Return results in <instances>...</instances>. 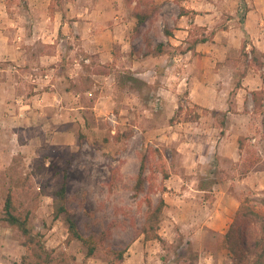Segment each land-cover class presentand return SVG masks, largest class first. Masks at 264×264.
Masks as SVG:
<instances>
[{
  "label": "rangeland",
  "instance_id": "1",
  "mask_svg": "<svg viewBox=\"0 0 264 264\" xmlns=\"http://www.w3.org/2000/svg\"><path fill=\"white\" fill-rule=\"evenodd\" d=\"M2 1L0 215L7 194L12 193L18 207L29 211L31 229L44 236L46 247L61 264H113L112 251L122 249L129 264H231L224 234L201 229L210 213L203 202L213 194L194 190L209 191L224 179L213 149L216 133L210 127L211 118L220 119L221 112H211L189 98L194 77L205 69L208 76L212 68L201 57L193 61L184 55L182 61L174 60L188 45L183 31L193 29L185 27L188 20L179 21L178 13L180 6L196 5L202 11L212 7L207 33L228 23L244 5L255 8L256 0H212V4L208 0H151L159 11L138 27L131 17L135 2L126 6L121 0L114 15L92 20L96 30L107 31L102 35L104 51L112 60L104 64L92 57L85 60L80 35L74 32L77 26L85 28L78 12L87 2L96 4L95 0H37L34 5H28V0ZM119 24L122 31L116 38L113 27ZM242 24L232 19L228 26L240 29ZM34 25L39 33L49 32L30 45ZM165 28L172 36L165 35ZM244 39L250 41L243 35L240 42ZM146 40L165 44L166 53L146 55ZM221 42L225 44L223 38ZM54 52L60 55L57 64L40 62V56ZM217 64L235 85L247 71L264 74V68L252 66L240 54V48L228 50L225 62ZM54 65L62 72L53 71L52 78L45 79ZM204 91L198 88L196 94L207 99ZM179 104L183 109L177 112ZM196 114V121L187 120ZM247 145L246 166L261 159L264 169V130L258 142ZM149 149L160 151L170 176L161 182V174L155 173L159 190L149 193V175L157 162V157L150 156L144 190L135 194L141 158ZM67 164L68 208L84 235L104 237L91 257L79 241L66 242L65 217H53L52 194ZM114 168H119L122 177L110 188ZM161 183L166 189L158 230L161 240L147 242L140 235L147 210L144 199L149 195L155 203ZM244 198L264 210V189L250 190L240 201ZM23 254L19 232L0 222V264H14Z\"/></svg>",
  "mask_w": 264,
  "mask_h": 264
},
{
  "label": "crops",
  "instance_id": "2",
  "mask_svg": "<svg viewBox=\"0 0 264 264\" xmlns=\"http://www.w3.org/2000/svg\"><path fill=\"white\" fill-rule=\"evenodd\" d=\"M208 1L209 4L213 3L212 0ZM256 2L255 8L247 12L240 29H236L235 25H229L226 29L218 30L220 32L217 31L211 41L197 44L194 51L185 52L177 58L174 57L176 62L177 60L182 61L184 55L188 56V58L191 57L193 61H198L199 57H201L204 64L207 63V60L209 61V66L212 68L210 69V73L207 76L208 70L205 69L203 74L201 73L199 76L194 77L193 82L189 86L188 95L195 104L203 106L211 112H221L220 119L215 117L211 118L213 123H210V127L211 130L216 133V136H212L215 143L213 149L219 157L216 164L218 171L223 174L224 179L215 184L209 191H205L201 188H195L194 190L197 193L209 192L213 194L211 199L203 202L206 207L210 208V213L207 216L206 222L201 225V229L207 228L205 230L207 232L212 231L218 234H224L232 220V215L240 204V198L250 190L258 192V190L264 189V169L260 167L262 160L259 159L253 166L249 167V165L246 166V156L244 155V149L248 146L247 143L258 142L259 132L264 130V107L263 111H255L251 98L252 91L263 87L261 75L247 71L242 75L239 83L235 85L233 84L234 81H232V77L223 76L222 70L217 67L219 66L217 63L225 62L228 56V50L231 48H241L242 43L240 40L243 35L249 37L250 44L263 55L262 59L264 60V0H256ZM35 3H37V0H28V5H34ZM87 3L88 4L84 5L82 10L77 14V16H81V18L85 19L84 22H81L84 24L85 28L81 29L77 26L74 28V32L80 35L81 47L85 54H87L85 60L88 61V59L92 57V59L96 58L100 63L104 64L108 60H112L108 55L105 56L106 52L104 51L106 42L103 41L102 35H106L107 31L103 32L102 30H96V27L92 25V20L105 19L114 15L116 8L118 9L121 7V0H95L96 4ZM0 5L5 6L2 0H0ZM185 8L194 10L198 13L193 18L194 25L207 27L208 24L209 26L207 29L210 28L212 24L211 17L213 15L212 7H205V11H202V9L196 5ZM235 14L236 12L233 16H235ZM205 17L209 19L206 20ZM47 19H50V17L48 16ZM184 20L189 21L185 26L188 28L191 19L189 16L185 15L179 17L180 22H184ZM230 21H232V19L229 20L227 24H229ZM73 23L80 24V21H74ZM114 24L116 25L117 22ZM121 26L122 25L119 24L113 27L116 38L120 37L117 32L122 31ZM33 28L32 38H29L33 41L29 43L30 45L35 44L34 39L38 40L41 37L43 39L49 32L48 30H44L39 33L35 25ZM59 31L60 26L58 25L56 29L57 34ZM175 31L177 30H173L174 34ZM62 32L66 34V31H63V29ZM183 34H185V36L188 35V31H183ZM176 37L177 35H174L171 39L175 41L174 38ZM184 38L185 37H183V39ZM222 38L225 44L221 42ZM50 44H53V42H50ZM248 46L247 48L250 47ZM59 56L60 55L55 52L45 53L43 56H40V62L47 64L53 62L57 64ZM35 66H37L36 63ZM56 66L57 65H54L49 68L48 72L44 74L45 79L50 78L53 71L59 70L60 73L62 72V68L57 69ZM214 67L217 68L214 70ZM238 84L239 86H237ZM198 88H201L203 91L204 89L208 90L203 93L208 94L205 96L207 99L201 97L200 94H196ZM64 93L66 94V98H68L67 92L65 91ZM87 93H90V91H87ZM55 97L57 99L60 96L57 95L54 96V98ZM212 137L210 139H212ZM239 138L244 139L242 148H239ZM259 152L261 153L260 150ZM140 238L141 237H139V239ZM127 262L128 261L124 258V264H129Z\"/></svg>",
  "mask_w": 264,
  "mask_h": 264
},
{
  "label": "trees",
  "instance_id": "3",
  "mask_svg": "<svg viewBox=\"0 0 264 264\" xmlns=\"http://www.w3.org/2000/svg\"><path fill=\"white\" fill-rule=\"evenodd\" d=\"M126 6L132 7L131 17L135 19L136 26H141L146 21L150 20L158 11L157 6L151 0H122ZM250 9L246 5L236 11L235 16L231 19H237L243 22L247 12ZM198 14L194 10L186 9L183 6L179 7L178 16H189L191 19L190 26L193 29L188 31L186 42L187 47L181 52L194 51L195 46L199 43H205L212 40L213 36L218 30L226 29L228 24L222 25L218 28H213L209 32L202 26L194 25L193 18ZM165 35L171 36L172 33L167 28L164 29ZM146 55L153 57L161 56L166 53L165 44H153L150 40H146ZM249 44V48L247 46ZM240 54L248 60V62L257 67L258 69L264 68V60L262 54L250 44V41L245 40L241 44ZM104 74H108L104 72ZM263 87L251 92V98L255 111H263L264 107V74L261 75ZM239 86V84L237 85ZM181 104L177 107V112L182 111ZM199 115H189L188 121H196ZM81 140L83 137L81 136ZM243 138H239V148L243 147ZM150 156L157 157L156 169L149 175L150 185L149 193L156 192L157 188L156 174H161V182L167 180L170 176L169 171L161 161V153L158 149L152 152H146L142 155L139 170L133 186L135 194H139L144 190V184L147 180L146 170L147 163ZM67 168L68 164L62 170V177L59 182L58 188L53 192L52 198L54 202L53 217L54 219L60 216L65 217L67 225L66 242L72 240L79 241L87 249L86 256L91 257L95 254L99 245L104 243V237H99L95 234L88 236L84 235L80 229L77 221L73 217L72 212L67 206ZM121 173L119 168H114L108 180L109 187L112 188L119 180H121ZM159 191L157 201L154 203L152 198L147 195L144 199L147 207L144 223L140 229V235L143 236L144 241L161 240L158 233L161 216L163 214L166 202L164 199L165 187ZM0 222L5 226L16 230L20 235V245L24 248V254L20 260L14 264H61L60 260L54 255V252L46 247L44 236L41 233L34 232L29 226V211H23L16 204L15 198L12 193H8L5 199L3 210L0 215ZM223 242L226 250L228 251L231 264H264V210H260L253 206L249 199L244 198L235 211L232 220L223 235ZM126 250H115L113 253V264H124V254Z\"/></svg>",
  "mask_w": 264,
  "mask_h": 264
}]
</instances>
